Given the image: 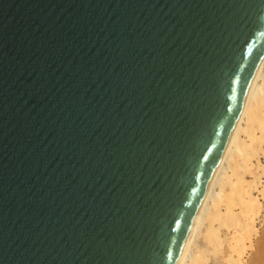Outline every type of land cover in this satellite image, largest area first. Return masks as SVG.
Masks as SVG:
<instances>
[{
  "label": "water",
  "instance_id": "obj_1",
  "mask_svg": "<svg viewBox=\"0 0 264 264\" xmlns=\"http://www.w3.org/2000/svg\"><path fill=\"white\" fill-rule=\"evenodd\" d=\"M264 59V0H0V264H179Z\"/></svg>",
  "mask_w": 264,
  "mask_h": 264
},
{
  "label": "bare ground",
  "instance_id": "obj_2",
  "mask_svg": "<svg viewBox=\"0 0 264 264\" xmlns=\"http://www.w3.org/2000/svg\"><path fill=\"white\" fill-rule=\"evenodd\" d=\"M263 201L264 59L179 264H264L257 252L260 259L248 260L264 223Z\"/></svg>",
  "mask_w": 264,
  "mask_h": 264
},
{
  "label": "rangeland",
  "instance_id": "obj_3",
  "mask_svg": "<svg viewBox=\"0 0 264 264\" xmlns=\"http://www.w3.org/2000/svg\"><path fill=\"white\" fill-rule=\"evenodd\" d=\"M263 203H264V201H263ZM259 227H260V234H259L258 238L255 240V246H256L255 247V251L254 252H251V254H250L249 258H248L249 262L252 261V260L254 261L256 259H260V258H258V255H259V257H264L263 256L264 255V223L262 224V226H259ZM259 248H260V250H258ZM256 250H258V251H256ZM256 252H257L258 255L255 254ZM259 253H261L262 255L259 254Z\"/></svg>",
  "mask_w": 264,
  "mask_h": 264
}]
</instances>
